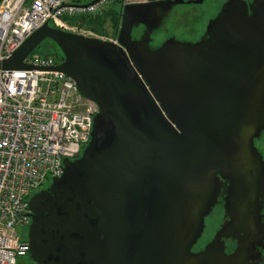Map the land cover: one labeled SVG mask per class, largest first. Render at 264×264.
Returning <instances> with one entry per match:
<instances>
[{"label": "water", "instance_id": "1", "mask_svg": "<svg viewBox=\"0 0 264 264\" xmlns=\"http://www.w3.org/2000/svg\"><path fill=\"white\" fill-rule=\"evenodd\" d=\"M181 1L123 5L116 42L45 22L0 61L1 70L61 72L98 107L81 155L63 159L61 176L29 197L30 229L46 232L45 243L27 239L37 264L258 262L251 251L264 241V159L255 145L264 131V0H227L204 37L151 48L157 9ZM45 40L61 61L25 63ZM48 190L61 194L63 209L38 217ZM219 196L228 220L193 250ZM229 238L235 248L227 253Z\"/></svg>", "mask_w": 264, "mask_h": 264}, {"label": "built area", "instance_id": "2", "mask_svg": "<svg viewBox=\"0 0 264 264\" xmlns=\"http://www.w3.org/2000/svg\"><path fill=\"white\" fill-rule=\"evenodd\" d=\"M0 0V61L43 23L84 36L116 42L88 28L94 18L120 2L150 0ZM86 4V5H84ZM35 66L61 61L34 52L23 60ZM98 107L72 79L58 71L0 69V264H17L28 250L18 231L27 221L29 197L63 173V159L81 155Z\"/></svg>", "mask_w": 264, "mask_h": 264}, {"label": "flooded vegetation", "instance_id": "3", "mask_svg": "<svg viewBox=\"0 0 264 264\" xmlns=\"http://www.w3.org/2000/svg\"><path fill=\"white\" fill-rule=\"evenodd\" d=\"M226 1L227 0H182L181 2L170 3L166 10H162L161 8H158L157 13L162 14L163 16H162V19L159 23V26L156 29H154L151 33V41L149 43V46L151 48H155V47L159 46L166 39H172L174 41H185V42H194L196 40H199L200 38H202L206 35L207 23L219 13L223 4ZM244 1H246V3H250L252 0H244ZM206 14L207 15L212 14V16H210L207 19V21L204 25V28L201 31L199 28V24H197V22L202 20L203 16H205ZM165 20L169 21L170 26L173 29H175L176 33L173 34L174 36L167 35V37L162 42L156 44L154 42V37H155L154 34L159 32V29L161 28V25ZM136 26L142 32H144L142 35V37H144L145 36L144 26L141 24H137L133 27V30ZM133 30H132V36H133ZM142 37L133 36V38H137V39L142 38ZM255 142H256V140H255ZM263 159H264V157H263ZM50 182H51L50 180H47L37 191L48 189ZM37 191H35V192H37ZM60 195H61L60 193H53L50 190H48L46 193L42 194V196L40 197L39 203L37 205H35V208L38 212L37 213L38 217L43 216L45 218H48L49 214H51V213H60L63 209L61 206V202L64 201V199H62L60 197ZM218 200H219V202L213 207L211 212L208 214V216H210L211 214H213L215 212L218 216V219H220V222H219L220 225H219L217 231L228 220V218L225 217V215H224V201L222 200V198L220 196L218 197ZM263 206H264V202H263ZM262 209H263V207H262ZM262 209H261V214L263 215ZM208 216H206L205 219ZM32 220H33V215L31 212L28 211L27 212V221L25 224L22 225V231L23 232H22L21 236H23V238L27 240L29 235H34L35 237L40 235L41 236L40 237L41 242L45 243V241H46L45 230H43V228H42V230L40 231V234H38L36 230H31L30 226H31ZM262 221L264 223V215H263ZM211 239H209L207 242H209ZM195 246L193 247V250H198V249L203 247L202 246L198 249H195ZM234 248H235V241L230 240V238L225 239V252L229 253V252L233 251ZM30 250H31V247L28 245V250L23 255L22 259L28 257L33 262V264H37L35 261L32 260ZM262 251H264V241H263L262 246L255 245V248H253L251 251L253 254H257V256H258V258H257L258 262L254 263V264H258L260 261L263 260Z\"/></svg>", "mask_w": 264, "mask_h": 264}, {"label": "rangeland", "instance_id": "4", "mask_svg": "<svg viewBox=\"0 0 264 264\" xmlns=\"http://www.w3.org/2000/svg\"><path fill=\"white\" fill-rule=\"evenodd\" d=\"M114 7L120 13V11H121L120 2H117L114 5ZM210 16H212V14L211 15L206 14L205 16H203L202 20L197 22V24H199V28L201 31L203 30L204 25ZM119 24H120V21H119ZM106 30H107L106 35L108 34L107 36L110 37L113 35V29L110 26V24L109 25L107 24ZM143 33L144 32H142L137 26L133 30V36H135V37H142ZM174 33H176L175 29H173L170 26L168 20H165L162 23L161 28L159 29V32L154 34L155 35L154 42L156 44H158V43L162 42L167 37V35L174 36L173 35ZM33 52L37 55H52L56 59H59V55H61L57 46L50 40L43 41ZM255 145L258 147L259 151L262 153V155L264 157V131L256 139ZM262 212L264 215V206H263ZM219 222H220V219H218V216L215 212L205 219V227L203 230V234L200 237L197 245L195 246V249L202 247L209 239H211L213 237V235L215 234V232L217 231V229L220 225ZM18 231L22 235V232H23L22 228L19 227ZM262 255H263V260L260 261L258 264H264V251H262ZM21 259L18 261L17 264H33V262L28 257H26L22 260Z\"/></svg>", "mask_w": 264, "mask_h": 264}, {"label": "trees", "instance_id": "5", "mask_svg": "<svg viewBox=\"0 0 264 264\" xmlns=\"http://www.w3.org/2000/svg\"><path fill=\"white\" fill-rule=\"evenodd\" d=\"M119 21L120 13L116 10L114 5H112L105 13L100 16L85 20L82 19V23H84L88 28H91L92 30L101 35H106L107 24H110L114 34L119 25ZM59 59H62L61 55H59Z\"/></svg>", "mask_w": 264, "mask_h": 264}, {"label": "bare ground", "instance_id": "6", "mask_svg": "<svg viewBox=\"0 0 264 264\" xmlns=\"http://www.w3.org/2000/svg\"><path fill=\"white\" fill-rule=\"evenodd\" d=\"M261 153V152H260Z\"/></svg>", "mask_w": 264, "mask_h": 264}]
</instances>
